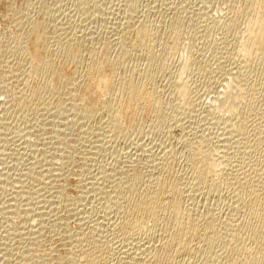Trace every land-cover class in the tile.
<instances>
[{
  "label": "rangeland",
  "instance_id": "1",
  "mask_svg": "<svg viewBox=\"0 0 264 264\" xmlns=\"http://www.w3.org/2000/svg\"><path fill=\"white\" fill-rule=\"evenodd\" d=\"M239 3L238 0H0V264H60L57 260L67 255L68 251L71 254L62 260L72 262L77 252L72 264L76 260L75 264H81L79 259L83 260L82 264H90V261L85 263L88 260L86 257L94 249L96 252L91 256L98 262L94 264H121L126 255L139 257L143 250L157 246L164 221L154 226V218L144 216L142 220H135L144 227L134 221V227L126 228L127 232L122 225L129 218L128 207L136 196L129 185L134 171L142 175L139 177L143 180L139 181L142 185H137L142 188L141 192L148 191L147 186L150 189L152 182L161 175L162 179L172 177L179 190L175 188V181L172 183L169 180L177 192L181 191V203L190 215L196 219L200 217V223L210 217L218 218L220 224L215 230L221 233L217 232V244L207 253L199 254L198 250H194L197 251L195 256L194 252L192 256L180 255V264H247L248 257L251 258L257 249H263L252 237L245 236L244 222L248 220L249 211L238 192L242 181L254 174L256 168H261L264 157V145H261L264 144V67L257 64V60L245 62L247 58L239 51L238 38L232 33L235 31L227 26L230 24L229 16L237 11ZM173 16H182L180 30L183 31V45L171 52L166 67L163 66L166 69H162L156 61L152 65L148 63L150 60L145 55L148 46H144L147 50L142 45L138 47L136 35L141 33L139 29L146 28L143 26L147 21V27L153 25L156 33L150 39L152 47L155 46L154 51L162 50L163 38L171 25L169 22H173ZM32 21H38L41 30L48 27L42 30L44 34L49 31L46 34L45 55L53 57L57 64L60 62L62 69L56 80L51 78L48 87L42 85L43 80L50 78L46 75L48 73L40 74L41 77L39 73L37 76L34 74L33 69L40 65V59L32 57L26 48L34 24ZM244 21L247 23L242 18L240 26H237L241 33L248 32V24ZM68 39L78 42L83 51L78 62L66 58L69 57L64 53ZM190 46H193L194 60L184 65L185 50ZM152 47L150 50H153ZM105 49L110 52L111 58L119 59L114 68L118 75L132 70L146 73V68H152L150 72L158 70L154 72L151 86L156 88L154 91L165 106L163 116L158 117L153 112L141 113L139 121L134 124L136 127L132 125L118 132L110 122V114L98 102L90 105L91 108L82 107L79 100L81 90L77 86L86 81L91 59H96L94 56ZM63 60L66 62L61 65ZM232 75L244 76L252 93H257L254 95L256 98L251 96L248 99L253 104L243 102L244 108L241 107V111L234 109L232 114L236 116L232 115L230 119V115L223 112L214 113L213 103L214 97L222 92ZM183 78L185 83L178 91ZM94 104L99 108H95ZM86 110L93 112L91 114ZM229 120L240 124V131L231 134ZM258 129H262L263 133ZM246 141L252 142L255 147ZM192 145L210 161L213 160V164L216 163V174L213 173L215 176L212 175V179L210 177V182H216V186L208 182L206 184L211 188H207L209 186L200 184L194 174L193 153L190 152ZM166 163L170 165H165L163 169ZM153 174H158V178L154 179L156 176ZM196 182L200 185H195ZM127 184L129 187H125ZM129 193L131 195H126ZM127 196L131 197V202L127 203ZM116 199L123 203L116 205ZM124 214L127 215L125 219ZM228 222L233 224L227 225ZM233 232L235 234L231 235ZM236 232L237 236L240 235L238 238ZM85 237H89L87 242ZM82 244L87 246L86 249ZM79 246L83 248L78 250ZM81 251L85 254H82L83 257ZM95 253L103 259L96 258Z\"/></svg>",
  "mask_w": 264,
  "mask_h": 264
},
{
  "label": "bare ground",
  "instance_id": "2",
  "mask_svg": "<svg viewBox=\"0 0 264 264\" xmlns=\"http://www.w3.org/2000/svg\"><path fill=\"white\" fill-rule=\"evenodd\" d=\"M234 1V0H233ZM237 1V0H236ZM241 2L239 3V7L236 9L237 11H235L232 15L230 14L231 13V10H230V15L229 18H230V24L227 25L229 27L230 30H233L235 32H232L234 33L235 37L238 38V41H239V51L243 53V55L247 58V61L245 62H251V61H254V60H257V64H260L262 67H264V0H238V2ZM84 2V1H83ZM235 3V2H234ZM233 5L230 4V6ZM236 5V4H235ZM179 6V5H178ZM183 8V7H182ZM231 8V7H230ZM233 9V8H232ZM239 9V10H238ZM183 10V9H182ZM180 11V10H178ZM237 12V13H236ZM183 13V12H182ZM206 13V12H205ZM236 13V14H235ZM102 14V13H101ZM177 14V13H176ZM178 15V14H177ZM181 15V14H179ZM178 15V16H179ZM226 15V14H225ZM176 17V16H173V22H169V24L171 23V25L169 27H167L166 29V36L163 38L164 42H162L163 44V47H162V50L161 48L159 49V51H154V47H152V43H150V39L154 38L155 36V32L153 30L154 27H152L153 25H150L149 27H147V21L144 23L146 24L145 26L143 27H146V28H142V29H139V31L141 30V33L136 35L138 37H136V39L138 40L136 43L138 45V47L140 45H142V47L144 46H148L147 48L149 49L148 50V53L145 54L147 55V57L149 58L148 60V63L151 62L150 65L153 64L154 61H156L157 63H159L160 65H162V69H166V68H163L166 67L165 64L166 62H168V57L170 54H172L171 52H174V50H177L178 48L181 47V45H183V42H182V32H181V25H182V16L180 17ZM139 17V16H138ZM176 17V18H175ZM103 18V17H102ZM226 18V17H225ZM242 18H244V20L247 21V23L244 21L245 24H248V32H240L238 30V25L239 23L241 22ZM228 19V18H226ZM93 20V19H92ZM19 22V21H18ZM33 22V21H32ZM45 22V21H44ZM29 23V22H28ZM33 26L32 28L30 29V37L29 39H27L28 41V44H26V48L27 50L29 51L30 55L33 57H37L40 59V65L38 63V67L35 66L36 68H32L33 69V72L34 74H36L37 76V73H39L38 75L40 74H46L48 75L50 78H46L45 80H43V83L42 85L44 87H48L49 84H50V80L51 78L52 79H55L59 77L60 75V70L61 69V66H60V62L57 64L53 59L48 58L46 57L45 55V50L47 49V41L46 40V34L49 32L44 34L42 32V30H46V28H48L46 25V27H44V29L41 30V25L40 23L37 21V22H33ZM134 24V23H133ZM154 24V23H153ZM228 24V23H227ZM29 25V24H28ZM44 25V24H43ZM139 25V24H138ZM243 25V24H242ZM142 26V25H141ZM240 26V25H239ZM152 27V28H150ZM140 28V27H138ZM136 30V29H135ZM242 30V29H241ZM25 31V30H24ZM138 31V30H137ZM45 32V31H44ZM75 32V31H74ZM231 32V31H230ZM81 33V32H80ZM115 33V32H114ZM128 33V32H127ZM159 33V32H158ZM26 34V33H25ZM92 34V33H91ZM165 34V32H164ZM48 35V34H47ZM128 35V34H127ZM163 35V32L162 34ZM237 35V36H236ZM67 37V36H66ZM121 37V36H120ZM124 37V36H123ZM131 37V36H130ZM159 37V36H158ZM28 38V37H27ZM79 38V37H78ZM157 38V37H156ZM56 39V38H55ZM66 39V38H65ZM127 39V38H126ZM135 39V40H136ZM160 39V37H159ZM52 40V39H51ZM64 40V39H63ZM71 40V39H70ZM75 40V38H74ZM162 39H160L161 41ZM26 41V42H27ZM60 41V40H59ZM69 41V39H68ZM77 41V40H76ZM113 41V40H112ZM125 41V39H124ZM49 42V41H48ZM134 42V43H135ZM155 42V41H154ZM44 43V45H43ZM46 43V45H45ZM65 42H63L64 44ZM67 46H65L66 48V52H64L65 54H67L66 56H69V57H66V58H72V60L74 59H79L80 58V55H81V48L79 46V43L78 42H73V41H69L65 44H67ZM70 43V44H69ZM135 43V44H136ZM159 43V42H158ZM124 44V43H123ZM134 44V45H135ZM155 44V43H154ZM160 44V43H159ZM55 45V44H54ZM62 45V44H60ZM59 45V46H60ZM92 45V44H91ZM96 45V44H95ZM132 45V44H131ZM156 45V44H155ZM161 45V44H160ZM124 46V45H123ZM50 47V46H49ZM62 47V46H61ZM64 47V46H63ZM62 47V48H63ZM122 47V46H121ZM151 47L153 48V50H150ZM97 48V46H96ZM95 48V50H96ZM133 48V47H132ZM193 46H190V47H186V50H185V54H184V61H183V64L184 65H188V63L190 64L194 59V54L192 52V49ZM57 49H58V45H57ZM103 49V48H102ZM109 50V48H107ZM105 49L104 52H99L98 54H96V59L92 60L93 58V55L95 54V50L92 51V58L91 59V63H87L88 64V77L85 79L86 81L85 82H81L80 84H78V88L79 90H81V95H80V101H81V105L82 107L83 106H86V107H90V105H92L94 102H98V104L100 105V107H102V109H105L107 111V113L110 114L109 116V119H110V122L112 123V126L114 127V129H116V131L118 132H122L124 129L128 128V127H132V125L136 124L137 121H139V117L142 114H151L152 112L153 113H156V116L158 115L161 116L163 114V111H164V107L161 103V98L158 97L156 94V92L154 91L156 88L154 87V89L152 88L151 86V82L153 81V75L155 74L154 72H158V70H155L154 72H150V70H148V68H146L147 72L145 73L144 71H141L136 73L135 71H131L130 73L124 71L123 75H118L117 73H115L116 71L114 70L115 68V65H117V63L119 64V59H113L111 58L110 56V52H108V50ZM145 49V47H144ZM92 50V49H91ZM125 50V49H124ZM141 50V49H140ZM147 50V49H145ZM83 52V51H82ZM97 52V51H96ZM147 52V51H146ZM62 53V52H61ZM87 53V52H86ZM90 53V52H89ZM131 53V52H130ZM56 54V53H55ZM121 54V53H120ZM174 54V53H173ZM60 55V54H59ZM58 55V56H59ZM84 55V54H83ZM91 55V54H90ZM54 56V55H53ZM85 56V55H84ZM85 58V57H84ZM249 59V60H248ZM57 60V59H56ZM69 60V59H68ZM122 60V59H121ZM64 63L61 62V65L65 64L66 60H63ZM75 61V60H74ZM84 61V60H83ZM94 61V62H93ZM36 62V61H35ZM78 62V60H77ZM80 62V61H79ZM155 62V64H156ZM71 63V62H70ZM85 63V62H84ZM195 63V62H194ZM67 64V63H66ZM182 64V65H183ZM253 64V62H252ZM256 64V63H255ZM37 65V64H36ZM80 65V64H78ZM181 65V66H182ZM66 66V65H65ZM157 66V65H156ZM159 66V65H158ZM157 66V67H158ZM257 66V65H256ZM34 67V66H33ZM76 67V66H75ZM120 67V66H119ZM149 67V66H148ZM152 67V66H150ZM155 67V69L157 68ZM251 67V66H250ZM154 68V66H153ZM255 68V67H254ZM77 69V68H76ZM74 69V70H76ZM134 69V68H133ZM161 69V68H160ZM159 69V71H161ZM181 69V67H180ZM182 69H184L182 67ZM247 69V68H246ZM263 69V68H262ZM145 70V71H146ZM263 71V70H261ZM144 72V73H143ZM181 72V71H180ZM32 73V72H31ZM75 73V72H74ZM139 73V74H138ZM143 73V75L141 74ZM247 73V72H246ZM261 73V72H260ZM264 73V71L262 72ZM33 74V73H32ZM76 74V73H75ZM74 74V75H75ZM121 74V73H120ZM158 74V73H157ZM213 74V73H212ZM85 75V74H84ZM238 75V74H237ZM237 75H232V76H229L228 78V83L227 85H225L224 89L222 90V92L220 93H216L217 95L214 97L215 100H214V108L216 110L213 109L214 113H219V112H223L230 116V119L232 117V111L234 109H239L241 111V107L243 102H250L251 104H253L251 101H249V97H253L254 95H256V93H252V90H251V87L249 86V83L248 81L243 77H241L240 75L237 76ZM262 75V74H261ZM78 76V75H77ZM87 76V75H86ZM247 76V75H246ZM263 76V75H262ZM261 76V77H262ZM39 77V76H38ZM38 77H36L38 79ZM41 77V75H40ZM46 77V76H45ZM44 77V78H45ZM79 77V76H78ZM74 78V76H73ZM179 78V77H178ZM263 78V77H262ZM177 79V78H176ZM36 80V79H35ZM77 80V79H76ZM42 81V78L41 80ZM178 81V80H177ZM180 81V80H179ZM264 81V79H263ZM71 82V81H70ZM74 82V81H73ZM39 83V82H38ZM52 83H55L52 81ZM75 83V82H74ZM78 83V81H77ZM185 83V80L183 78L182 82L180 84H178V86L180 85L179 90L180 91V88H182V86L184 85ZM176 86H177V83H174ZM263 84V83H262ZM68 86V85H67ZM264 86V85H263ZM40 87V86H39ZM42 87V86H41ZM43 87V88H44ZM257 87V86H256ZM50 88V87H49ZM255 88V87H254ZM261 88V87H260ZM262 89V88H261ZM77 90V89H75ZM73 91V90H72ZM261 91V90H259ZM259 91H258V94H259ZM69 92V91H68ZM253 92H255L253 90ZM71 93V91H70ZM74 96V95H73ZM79 96V95H78ZM255 97V96H254ZM256 98V97H255ZM253 98V99H255ZM251 99V98H250ZM257 101V100H255ZM163 102V101H162ZM164 103V102H163ZM177 103V102H176ZM77 104V103H76ZM165 104V103H164ZM173 104V103H172ZM178 104V103H177ZM167 105V103H166ZM180 105V104H179ZM179 105H177L179 107ZM169 106V105H168ZM174 107L176 106L173 105ZM94 107H95V104H94ZM98 107V106H97ZM95 107V108H97ZM72 108V107H71ZM80 108V107H79ZM85 108V107H83ZM92 107V109H95ZM99 108V107H98ZM167 108V107H166ZM244 108V107H243ZM177 109V108H176ZM99 110V109H98ZM101 110V109H100ZM178 110V109H177ZM211 110V109H210ZM89 111V110H88ZM86 110V112H88ZM97 111V110H96ZM181 111V110H180ZM90 112V111H89ZM93 110L90 112L92 114ZM105 112V111H104ZM222 113V114H223ZM103 114V113H102ZM84 115V114H83ZM82 115V116H83ZM154 115V114H153ZM185 115V114H184ZM221 115V113H220ZM91 116V115H90ZM163 116V115H162ZM236 116V115H234ZM218 117V116H217ZM220 118V117H219ZM222 118V117H221ZM224 118V117H223ZM233 118V117H232ZM242 118V116H241ZM229 119V118H228ZM223 120V119H222ZM227 120V119H226ZM225 120V121H226ZM230 121V120H229ZM239 121V120H238ZM109 122V123H110ZM231 123L228 124L231 129L229 130L230 133L232 134V132H236V130L240 131V124L238 123H232V121H230ZM243 124V123H241ZM181 125V124H180ZM244 125V124H243ZM135 126V125H134ZM136 127V126H135ZM228 127V126H227ZM245 127V126H244ZM258 127V126H257ZM130 129V128H129ZM260 129V128H259ZM258 129V130H259ZM260 132L263 133L262 129L259 130ZM243 132V131H242ZM229 133V134H230ZM259 133V132H258ZM256 133V135L258 134ZM261 133V134H262ZM241 134V133H240ZM243 134V133H242ZM264 135V134H263ZM262 135V136H263ZM230 136V135H229ZM260 136V137H262ZM227 137V136H226ZM259 137V136H258ZM258 137L257 140L259 139ZM225 138V137H224ZM256 138H254L256 140ZM264 138V137H263ZM262 138V140H263ZM223 139V138H222ZM253 139V140H254ZM245 141V140H244ZM248 141V140H247ZM246 141V142H247ZM260 141V140H259ZM29 142V141H28ZM222 142V141H221ZM226 142V141H225ZM250 142V141H249ZM247 142V143H249ZM261 142V141H260ZM187 143V142H186ZM238 143V142H236ZM246 143V144H247ZM255 143V142H254ZM256 143L258 144V142L256 141ZM263 143V142H262ZM190 142H188V146H189ZM192 144V143H191ZM231 144V143H230ZM250 145H252L253 143L250 142L249 143ZM248 144V145H249ZM187 145V144H186ZM220 145V144H219ZM261 145H264V144H261ZM194 145H192L193 147ZM254 146V144H253ZM252 146V147H253ZM257 146V145H256ZM259 146V144H258ZM187 147V146H186ZM220 147V146H219ZM226 147V146H225ZM242 147V146H241ZM251 147V146H250ZM255 147V146H254ZM264 147V146H262ZM261 147V148H262ZM260 148V149H261ZM191 149V146L188 150ZM263 149V148H262ZM192 151L191 154L193 155V167L194 170H195V173L196 174V177L198 178V180L200 181V184L201 182L207 186L208 182H210V177L214 174H216V170H215V166H216V163L213 164V160L210 161V159H208L198 148L196 147H193L191 149ZM255 150V149H253ZM246 151V149H245ZM251 151V150H250ZM256 151V150H255ZM264 151V150H263ZM90 152V151H89ZM189 152V151H187ZM247 152V151H246ZM249 153V152H248ZM247 153V154H248ZM255 154V153H254ZM261 154V153H260ZM264 154V153H263ZM262 154V155H263ZM220 155V153L218 154ZM253 155V154H252ZM190 156V153L189 155ZM249 156V155H248ZM255 156V155H254ZM258 156V155H257ZM264 156V155H263ZM217 157V155H216ZM215 157V158H216ZM224 157V156H222ZM250 157V156H249ZM191 158V157H189ZM219 158V157H218ZM217 158V159H218ZM255 158V157H254ZM192 159H190L192 161ZM223 159V158H222ZM189 160V161H190ZM224 160V159H223ZM235 160V159H234ZM252 160H254L252 158ZM258 160V159H257ZM154 161V160H153ZM190 161V162H191ZM217 161V160H216ZM261 161V160H260ZM163 162V161H162ZM166 162V161H165ZM225 162V161H224ZM169 163H166L164 164V166L162 167L164 169V167H166L165 165H167ZM191 164V165H192ZM237 164V163H236ZM260 164V163H258ZM158 165V164H157ZM170 165V164H169ZM169 165H167L169 167ZM241 165V164H240ZM257 165V164H256ZM261 168H256V170L254 168H252V166H250V168H252V170L254 171V174H251V176L249 177H244V178H241V179H244L243 181L240 180L239 178V181H242V183L240 184V188L239 189L240 191L239 194L241 193L242 195V198L241 201H243V204L248 208V211H249V216L246 217L248 218L247 222H244L246 224L245 225V231H246V235L245 236H248V237H252L259 245L261 244L263 249H259L260 252H258L259 250L257 249L256 252L259 253V255H257V253L255 252L254 254L256 256H253L254 254L251 255V258L248 257V261L247 264H264V157H263V160H262V163H261ZM151 166V165H150ZM235 166V165H234ZM249 166V165H248ZM260 166V165H259ZM154 167V166H153ZM171 167V166H170ZM217 167V166H216ZM229 167V166H228ZM256 167V166H255ZM240 168V167H239ZM160 169H161V166H160ZM169 169V168H167ZM247 169V168H246ZM135 169H133L134 171ZM139 170V169H138ZM141 170V169H140ZM150 170V169H149ZM156 170V169H155ZM194 170H192L194 172ZM249 170V169H248ZM247 170V171H248ZM148 171V170H147ZM232 171V170H231ZM138 172V171H137ZM136 172L135 174V171L133 174V177L131 179V183L129 184L130 185V189L131 191L136 195V196H132L133 198V201L131 202L130 199L131 197L129 198H126L128 199L127 200V203L130 201L131 204L129 205V214L128 217L129 218H126L125 216V211H124V216L123 217L125 220L121 223L123 225V228L125 229V231L127 230L126 228H129L130 226L133 225L134 227V223H136V219H141L142 217H146V216H150L152 217V220L154 218V221H155V225L156 224H159V222L164 221V223H162L161 225L163 226L161 229H162V237H161V240L159 242V244L157 246H153L152 248V243H151V246L150 248L152 249H147L149 250L147 252V250H143L141 253L139 252L140 250H142V247L140 248L138 252L141 254V256L139 257H134V256H131V255H126L125 258H123L124 260H122V263L121 264H178L179 261H178V257H180V255H183L186 257L191 254V256L193 255L192 253L194 252V255L195 256V252L197 251H194V250H198L199 254H203L204 252H209L218 242L219 240V235L217 237V231L215 230L216 226L219 223L218 221V218L216 216L214 217H210V219L208 220H205L204 223H200L202 222L201 220L199 221L198 217L197 219L195 217H193L192 215L189 214V211L187 212L184 207H183V202L181 203L182 199L180 200V198L182 196H180L181 194H179V192L181 191H178L175 189L177 188L176 186V180L169 178L171 180L172 183H174L175 181V188H174V184L172 185V183L170 182V180L168 178H163V176L161 175V177L157 180L156 178L158 174H153L155 175L156 177L154 179H156V181L154 180V182H152V186L151 188L149 189V185L147 186L148 188V191L146 190L145 192L142 191L141 192V189H139V187H137V185H142L139 183V181H142L143 180H139V177L142 176V175H138ZM141 172V171H140ZM165 172V171H164ZM139 173V172H138ZM167 173V172H166ZM214 173V174H213ZM250 173V172H249ZM248 173V174H249ZM141 174V173H139ZM193 174V175H194ZM246 174V173H244ZM152 175V176H153ZM164 175V174H163ZM168 175V174H167ZM192 175V176H193ZM247 175V174H246ZM244 175V176H246ZM144 176V175H143ZM146 176V175H145ZM144 176V177H145ZM169 176V175H168ZM215 176V175H214ZM248 176V175H247ZM143 177V178H144ZM165 177V176H164ZM142 178V177H141ZM146 178V177H145ZM151 178V177H150ZM174 178V177H173ZM194 178V177H193ZM212 179V177H211ZM217 179V178H216ZM229 179V178H228ZM191 180V179H190ZM194 180H197L194 178ZM231 180V179H230ZM127 181V180H126ZM145 181V180H144ZM151 181H153V178L152 180H150L149 182L151 183ZM224 181V180H223ZM222 181V182H223ZM227 181V180H226ZM130 182V181H129ZM198 182V181H197ZM196 182L195 185H198ZM213 182V181H212ZM211 183V185H215L216 182H214L213 184ZM238 182V181H237ZM139 183V184H138ZM178 183V182H177ZM209 183V184H210ZM239 183V182H238ZM199 184V185H200ZM221 185V183H219ZM227 184V183H226ZM236 184V183H235ZM198 185V186H199ZM204 185V186H205ZM210 185V186H211ZM237 185V184H236ZM235 185V187H236ZM180 186V185H178ZM203 186V185H202ZM209 186V185H208ZM207 187V188H211V187ZM216 186V185H215ZM125 187H129L128 184L127 186ZM233 187V186H232ZM146 188V187H145ZM213 188V187H212ZM239 188V187H237ZM124 189V188H123ZM129 189V188H127ZM126 189V191H127ZM179 190V187L177 188ZM232 189V188H230ZM236 189V188H235ZM140 190V191H139ZM90 191V190H89ZM48 192V191H47ZM128 192V191H127ZM126 192V193H127ZM131 192V193H132ZM45 193V192H44ZM132 193V194H133ZM41 194V193H40ZM231 194V193H230ZM238 194V193H236ZM126 195H131L130 193L129 194H126ZM111 197V196H109ZM236 197V195H235ZM239 197V196H238ZM124 199V197H123ZM235 199V198H234ZM82 200V199H81ZM238 200V199H237ZM18 201V200H17ZM124 201L126 202V200L124 199ZM50 202V201H49ZM106 202V201H105ZM116 202H117V199H116ZM121 202L119 201L118 199V202L116 205H119L118 203ZM124 202V203H125ZM46 203V202H45ZM112 203V202H111ZM123 202H121L122 204ZM127 203H125L127 205ZM233 203V202H232ZM241 203V202H240ZM82 204V203H80ZM115 204V203H114ZM123 204V205H125ZM110 205V204H109ZM108 205V206H109ZM106 206V205H105ZM114 206V205H113ZM128 206V205H127ZM107 207V206H106ZM121 207V206H119ZM123 208V207H121ZM246 208V209H247ZM20 209V208H19ZM22 209V208H21ZM54 209V208H53ZM127 209V208H126ZM48 210V208H47ZM122 210H125L122 209ZM128 210V209H127ZM230 210V209H229ZM233 210V209H232ZM241 210V209H240ZM237 211V210H236ZM16 212V211H15ZM54 212V211H53ZM71 212V211H70ZM83 212V211H82ZM46 213V212H45ZM57 213V212H56ZM123 213V212H122ZM191 213V211H190ZM233 213V212H232ZM193 214V213H192ZM229 214H231V212H229ZM247 214V213H246ZM247 214V215H248ZM195 215V214H193ZM200 215V214H199ZM203 216V215H202ZM213 216V215H212ZM239 217V214L237 215ZM144 217V218H145ZM147 217V218H148ZM206 217V216H205ZM216 217V218H215ZM227 217V215H226ZM231 217V215H230ZM107 218V217H106ZM119 218V216H118ZM122 218V217H121ZM120 218V219H121ZM146 218V219H147ZM220 218V217H219ZM245 218V217H244ZM138 219V220H139ZM145 219V220H146ZM149 219V218H148ZM232 219V218H231ZM137 220V221H138ZM142 220V219H141ZM151 220V218H150ZM204 220V219H203ZM106 221V220H105ZM135 221V222H134ZM144 221V220H143ZM147 221V220H146ZM149 221V220H148ZM153 221V223H154ZM228 221V220H227ZM233 221V220H232ZM134 222V223H133ZM142 223V222H141ZM146 223V222H145ZM149 223V222H148ZM237 223V222H236ZM235 223V224H236ZM93 224V223H92ZM137 225L139 224L140 225V222H137L136 223ZM227 224V223H226ZM233 223L231 222H228L227 225H231ZM234 224V225H235ZM122 225L120 226L122 228ZM135 225V226H137ZM138 225V226H139ZM142 225V224H141ZM140 225V226H141ZM96 226V225H95ZM143 226V225H142ZM147 226V225H146ZM153 226V227H154ZM160 226V225H159ZM221 226V225H220ZM237 225H235L236 227ZM97 227V226H96ZM144 227V226H143ZM230 227V226H228ZM227 227V228H228ZM140 228V227H139ZM142 228V227H141ZM147 228V227H146ZM155 228V227H154ZM223 228V227H222ZM231 228V227H230ZM229 228V229H230ZM234 228V227H232ZM231 228V229H232ZM242 228V227H241ZM123 229V230H124ZM130 229H132L130 227ZM130 229L128 231H130ZM217 229H218V226H217ZM240 229V228H239ZM119 230H122V229H119ZM145 230V229H144ZM235 231V229H233ZM238 230V229H237ZM161 231V230H160ZM227 231V230H226ZM127 232V231H126ZM231 232V231H230ZM125 233V232H124ZM147 233V232H146ZM221 233V232H219ZM237 233L236 232V236H237ZM152 234V233H151ZM235 234L234 232L231 234L233 235ZM92 235V234H91ZM230 235V236H231ZM243 235V234H242ZM66 236V235H65ZM64 236V237H65ZM89 236V235H88ZM93 236V235H92ZM90 236V237H92ZM148 235H146L147 237ZM153 236V235H152ZM235 236V235H234ZM234 236H232L233 238H235ZM240 236V235H239ZM237 236V238L239 237ZM70 237V236H69ZM61 238V237H60ZM63 238V236H62ZM86 238V237H85ZM94 238V237H93ZM141 238V237H140ZM230 238V237H229ZM242 238H244V235L242 236ZM246 238V237H245ZM244 238V240H246ZM65 239V238H64ZM70 238H68L69 240ZM87 239V238H86ZM128 239V238H126ZM160 239V238H159ZM240 239V238H239ZM249 239V238H248ZM61 240V239H60ZM67 240V238H66ZM74 240V239H73ZM85 240V239H84ZM89 240V237L88 239L85 241L87 242ZM238 240V239H236ZM235 240V241H236ZM241 240V239H240ZM253 240V241H254ZM79 241V239H78ZM92 241V240H91ZM96 240H94L95 242ZM125 241V240H124ZM157 241V240H156ZM231 241V240H230ZM250 241V240H249ZM81 242V241H80ZM83 243H85L83 240H82ZM91 243V242H89ZM132 243V242H131ZM157 243V242H156ZM70 244V243H69ZM138 244V243H136ZM135 244V245H136ZM143 244V243H142ZM141 243L139 245H142ZM63 245V244H62ZM72 245V244H71ZM76 245V244H75ZM77 245H80V244H77ZM83 245V244H82ZM86 245V243L84 244ZM83 245V247H84ZM91 245V244H90ZM93 242H92V246H93ZM145 245V244H143ZM91 246V247H92ZM95 246V245H94ZM97 246V245H96ZM82 247V246H81ZM81 247L79 246L77 249L80 250ZM82 247V248H83ZM87 247V246H85ZM84 247V249H86ZM98 247V246H97ZM145 247V246H144ZM143 247V248H144ZM148 247V246H147ZM261 247V248H262ZM70 248V247H69ZM75 248V247H74ZM96 248V247H95ZM135 248V247H134ZM259 248V247H258ZM76 249V248H75ZM76 249V250H77ZM99 249V248H96V250ZM247 249V248H246ZM249 249V248H248ZM27 250V249H26ZM55 250V249H54ZM77 250V251H78ZM88 250V248H87ZM90 250V249H89ZM93 250V249H92ZM90 250V251H92ZM100 250V249H99ZM193 250V251H192ZM28 251V250H27ZM61 251V250H60ZM66 251V250H65ZM83 251V249H82ZM81 251V252H82ZM95 251V249H94ZM90 252V254L87 256L86 254V258H88V260L85 261V263L88 261H90V264H94V263H98L96 261V259L93 258V252ZM247 251V250H246ZM71 252V251H70ZM76 252V251H74ZM80 252V251H79ZM84 252L86 253V251L84 250ZM84 252L80 253V255H82ZM89 253V251H87ZM96 252V251H95ZM99 252V251H97ZM101 252V251H100ZM137 252V251H136ZM135 252V253H136ZM201 252V253H200ZM11 253V252H10ZM24 253V252H23ZM66 253V252H65ZM69 253V251H68ZM67 255H70L71 253H69ZM77 253V252H76ZM76 253L70 257V259L72 260V262H74L73 258L75 257ZM93 253V254H92ZM19 254V253H18ZM25 254V253H24ZM73 254V253H72ZM78 254V253H77ZM98 254V253H97ZM95 253V255H97ZM129 254V253H127ZM132 254V253H130ZM188 254V255H187ZM249 254V253H248ZM15 255V254H14ZM60 255H63V254H60ZM60 255H58L60 257ZM65 254V256H67ZM85 255V254H83ZM83 255L81 257H83ZM93 255V256H91ZM101 255V254H99ZM134 255V254H133ZM138 255V254H137ZM197 255V254H196ZM43 256V255H42ZM65 256L63 255V257L65 258ZM91 256V257H90ZM125 256V255H124ZM238 256V255H237ZM250 256V255H249ZM14 257V256H13ZM58 257V258H59ZM63 257H60L59 259L62 260ZM102 257V256H100ZM185 257V258H186ZM247 257V256H246ZM55 258V257H54ZM80 258V257H78ZM76 258V259H78ZM98 258V255L97 257ZM113 258V257H112ZM119 258V256H118ZM122 258V257H121ZM127 258H129L128 260H126ZM182 258V257H180ZM184 258V259H185ZM190 258V257H189ZM57 260L59 261V263L61 264H68V262L70 263L71 261H66V260H62L63 262H61L60 260ZM69 259V257L67 258ZM99 260L100 259H103V258H98ZM48 260V259H47ZM85 260V259H84ZM180 260V259H179ZM6 261V260H5ZM66 261V262H64ZM78 261V260H76ZM75 261V263H76ZM83 260H80L79 259V262L82 264ZM71 262V264H72ZM121 262V261H120ZM74 263V264H75ZM78 263V262H77ZM108 263V262H107ZM246 263V262H245ZM56 264V263H55ZM58 264V262H57ZM79 264V263H78ZM180 264V263H179Z\"/></svg>",
  "mask_w": 264,
  "mask_h": 264
}]
</instances>
